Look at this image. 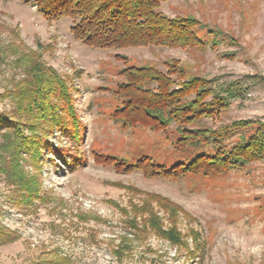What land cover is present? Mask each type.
I'll use <instances>...</instances> for the list:
<instances>
[{"label":"rangeland","instance_id":"obj_1","mask_svg":"<svg viewBox=\"0 0 264 264\" xmlns=\"http://www.w3.org/2000/svg\"><path fill=\"white\" fill-rule=\"evenodd\" d=\"M160 11L199 20L207 44L94 49L73 37L71 20L48 22L31 5L0 0V115L27 123L35 89L28 77L38 67L65 80L63 104L58 94L49 100L56 108L71 104L80 121L77 140L58 129L46 132L38 162L25 151L18 155L21 175L36 182L30 194L3 172L12 158V150L2 148L10 124L0 128V224L17 235L0 246V264H264L263 163L178 179L118 171L106 160L150 158L170 167L191 157L175 148V125L155 133L114 119L121 106L115 89L125 67L117 57L164 73L165 64L177 66L186 79H264V0H168ZM69 113H59L67 123ZM250 119L264 121L263 87L204 123L218 128ZM154 227L175 229L183 245Z\"/></svg>","mask_w":264,"mask_h":264},{"label":"trees","instance_id":"obj_2","mask_svg":"<svg viewBox=\"0 0 264 264\" xmlns=\"http://www.w3.org/2000/svg\"><path fill=\"white\" fill-rule=\"evenodd\" d=\"M19 1L36 8L48 22L71 20L73 37L94 49H186L207 44L199 34L204 28L199 20L192 16L170 18L160 11L161 5L168 0ZM117 58L125 67L119 71L123 81L115 89L121 106L115 111L114 119L126 127L139 126L155 133L169 131L175 125L178 136L175 148L191 153V157L170 167L154 163L150 158L130 163L107 157V162L118 171H142L151 178L181 179L192 175H222L244 170L255 163L264 164V121L239 120L218 128L204 123L218 118L229 109L232 101L243 99L252 89L264 88L262 77L246 75L231 81L203 77L186 79L177 66L165 64L167 72L164 73L154 65H128L126 57ZM45 71L37 67L35 74L28 77L35 89L28 99L25 109L27 123L23 126L32 132L31 136L24 134L21 121L14 122L0 115V128L5 123L10 124L3 134L6 144L2 148L12 150L9 162L5 163L0 157L4 162L3 172L12 178L14 186L25 187L29 194L32 192L31 184L36 182L34 179L30 182L21 175L18 155L25 151L32 155L35 163L38 162L42 157L41 149L48 144L45 133H52L54 129L64 131L75 140L80 137V121L73 113V106L65 104L56 108L49 100L57 94L59 100L65 95V80L52 70L49 74ZM68 111L71 121L67 123L59 113ZM38 167L36 165V169ZM154 230L169 237L173 244L183 245L175 229L171 233L158 227ZM16 240L17 235L0 224V246Z\"/></svg>","mask_w":264,"mask_h":264}]
</instances>
